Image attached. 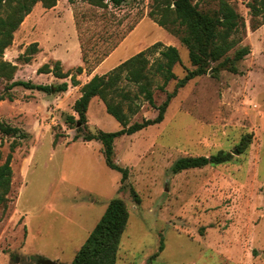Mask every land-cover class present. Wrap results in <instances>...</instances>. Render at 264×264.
Returning a JSON list of instances; mask_svg holds the SVG:
<instances>
[{
  "label": "rangeland",
  "instance_id": "374dc122",
  "mask_svg": "<svg viewBox=\"0 0 264 264\" xmlns=\"http://www.w3.org/2000/svg\"><path fill=\"white\" fill-rule=\"evenodd\" d=\"M164 1L129 0L121 7L99 8L85 0H59L53 13L40 3L33 27L26 18L0 59L18 67L16 81L57 86L66 80L51 76L48 81L49 74L38 72L45 64L54 67L52 49L54 58L68 62L63 71L76 74L77 67L70 66L78 42L90 74L120 45L104 71L157 43L174 46L181 54L173 69L177 79L165 85L162 76H151L160 106L187 71L194 70L179 38L156 22L161 17L158 2L164 6ZM198 2L204 10L217 8L215 0L193 1ZM231 3L244 18L246 32L228 57L241 47L250 54L238 63L237 72L214 71L220 62L215 63L178 91L162 123L115 141V160L130 172L122 191V174L106 165L102 145L76 141L77 131L68 126L69 116L79 118L77 92L47 94L17 87L7 93V82L0 81V98H5L0 122L18 130L11 136L0 130V166L12 155L14 173L9 203L0 205V264L70 263L86 232L118 198L131 214L118 264H264V25L253 27L256 22L244 0ZM33 43L39 44V52L28 63ZM158 56H150L151 63ZM119 85L131 97H116L130 126L157 117L139 86L126 80ZM87 117L88 131L122 129L99 98L92 100ZM245 136L250 143L240 154L237 147ZM221 151L231 153V161L172 172L181 158ZM132 188L141 199L139 206Z\"/></svg>",
  "mask_w": 264,
  "mask_h": 264
},
{
  "label": "trees",
  "instance_id": "16d2710c",
  "mask_svg": "<svg viewBox=\"0 0 264 264\" xmlns=\"http://www.w3.org/2000/svg\"><path fill=\"white\" fill-rule=\"evenodd\" d=\"M71 4L75 0H68ZM91 5L99 8H107L109 5L121 7L129 0H85ZM159 1V0H158ZM171 1V2H170ZM194 0H165L164 6L158 2L159 19L156 22L159 26L167 29L176 35L181 44L188 50L189 59L194 70L187 71L186 76L178 81L177 87L172 94L168 95L167 100L157 106L151 90L152 77L160 75L165 80V85L172 80H176L173 69L181 62V54L174 46H164L157 43L122 63L116 69L103 76H94L87 84L81 88V97L76 101L75 112L79 118L69 116L68 126L77 131L75 137L83 139L84 142L98 141L102 147V153L106 165L122 174L120 191L127 185L130 172L126 167L121 166L115 160V141L124 136H131L144 129L160 124L165 118L166 111L171 101L177 96L180 89L184 88L190 81L197 77L207 74L215 63L220 62L219 66L213 67L214 71L228 70L237 72L238 63L243 61L249 54L248 47H241L236 50L234 57L228 54L238 48L246 32V22L237 12L231 0H215L217 8H200L201 4L193 3ZM249 9L250 15L256 25H264V0H244ZM59 0H0V58L5 51L13 45L15 33L21 28L26 18L33 12L38 4H42L45 9L51 10L57 7ZM206 5L210 2L206 1ZM152 18L155 14L150 15ZM39 52V44L33 43L27 49L26 60L29 63L32 56ZM158 54L154 62L151 63L150 56ZM222 61V62H221ZM18 67L0 59V81L7 82L5 91L8 93L17 87L28 90H37L47 94L66 93L70 87L81 85L78 77L84 73L82 67L76 68V74L64 72L60 61L54 62V67L45 64L39 69V74H52L57 79H68L71 83H61L57 86L37 85L31 81H16L15 75ZM126 80L139 86L147 101L158 115L154 120H146L143 123L129 125V117L123 111V102H116V97L121 96L123 101L130 100L129 94H125L120 83ZM163 89V87H162ZM94 98H99L106 106L107 112L113 116L122 126L117 132L88 131V110ZM5 98L2 96L0 101ZM8 99L12 100L11 96ZM131 111L135 110L131 107ZM0 130L8 136L17 135L15 128L4 127L0 122ZM250 136H245L241 144L237 147L240 154H243L250 141ZM56 135L55 141H57ZM15 150V147H13ZM231 153L223 151L209 157H185L177 160L173 165L172 172L179 174L187 170L202 169L207 166H219L228 163L232 159ZM13 157L10 155L6 163L0 166V205L7 206L9 203L8 195L12 189ZM136 205L141 204L137 192L131 190ZM130 209L126 201L122 198L112 200L108 208L97 224L85 244L76 254L71 264H118L119 251L122 237L128 227L130 220ZM163 249V247H161Z\"/></svg>",
  "mask_w": 264,
  "mask_h": 264
},
{
  "label": "crops",
  "instance_id": "0c3cea01",
  "mask_svg": "<svg viewBox=\"0 0 264 264\" xmlns=\"http://www.w3.org/2000/svg\"><path fill=\"white\" fill-rule=\"evenodd\" d=\"M59 3V2H58ZM37 7V6H36ZM35 7V8H36ZM57 7H58V5H57ZM57 7H55L54 9H51V10H48V9H45L44 7V9L45 10H48V11H50V12H54V10L55 9H57ZM35 8H34V10H33V12L28 16V17H30L29 19H28V27L30 28V27H33V24L35 23ZM50 12H48L47 14H49ZM47 14H45V16L47 15ZM27 17V18H28ZM23 25H24V23H23ZM22 25V26H23ZM129 38V37H128ZM125 40H127V38L125 39ZM124 40V41H125ZM120 47H121V45H120ZM120 47H118L104 62H102L101 63V65H99L98 67H96L95 69H93V71H92V73H87V70L85 69V63H84V61H83V59H82V48H81V46H80V44H78V42H77V44H76V56H75V61H74V64L73 65H71L70 67H82L83 69H84V73L81 75V76H79L78 77V80L81 82V85H79V86H77V87H70V89H69V91H75V92H77V96L80 98L81 97V95H82V93H81V87L83 86V85H85V84H87L94 76H96V75H98V76H103V75H106L108 72H110L111 70H113L114 68H116V67H118L119 65H121L124 61H120V62H118L116 65H113V67H111L110 69H106V70H109V71H104V69H105V66L109 63V61L111 60V58L116 54V52H118L119 51V48ZM54 52H55V49H52V51H51V54H52V56H51V59L53 60V61H60V62H62V64L64 65V66H66V65H68V62L65 60V59H62V58H60V57H57V59L56 58H54ZM69 62H70V60H69ZM48 78V81H50V77L51 76H53L52 74L50 75H46ZM69 79V80H68ZM68 79H59V80H66V81H64V82H67V83H70L71 82V77L70 78H68ZM64 82H62V83H64ZM44 85H52V83L51 82H49V83H46V84H44ZM68 91V92H69ZM68 92H66V93H68ZM94 99H96V98H94ZM93 99V100H94ZM94 203L96 202L95 200L93 201ZM108 208V207H107ZM107 210V209H106ZM106 212V211H105ZM105 214V213H104ZM104 216V215H103ZM102 219V218H101ZM100 222V221H99ZM98 222V223H99ZM97 223V224H98ZM97 226V225H96ZM95 226V227H96ZM95 227H94V229H95ZM93 228L90 230V231H88V232H86L88 235H87V239L89 238V236L91 235V233L93 232V230H94ZM87 239H86V241H87ZM85 241V242H86ZM85 242L81 245V247L85 244ZM81 247L79 248V250L81 249ZM79 250H77V253H78V251ZM76 253V254H77ZM76 256V255H75ZM75 258V257H74ZM73 260L74 259H72L71 261H70V263H67V264H71L72 262H73ZM57 262V261H56Z\"/></svg>",
  "mask_w": 264,
  "mask_h": 264
},
{
  "label": "water",
  "instance_id": "95a60500",
  "mask_svg": "<svg viewBox=\"0 0 264 264\" xmlns=\"http://www.w3.org/2000/svg\"><path fill=\"white\" fill-rule=\"evenodd\" d=\"M40 264H57L55 262L49 261V260H42Z\"/></svg>",
  "mask_w": 264,
  "mask_h": 264
}]
</instances>
